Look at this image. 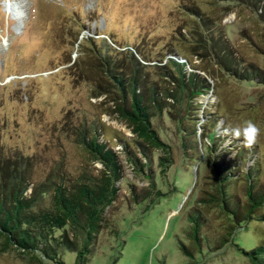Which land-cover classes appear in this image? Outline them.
Wrapping results in <instances>:
<instances>
[{
    "label": "rangeland",
    "instance_id": "obj_1",
    "mask_svg": "<svg viewBox=\"0 0 264 264\" xmlns=\"http://www.w3.org/2000/svg\"><path fill=\"white\" fill-rule=\"evenodd\" d=\"M194 4L213 16L214 27L223 31L246 64L264 73V22L241 1L0 0L3 152L30 156L36 184L54 171L72 176L85 169L96 171L101 163L88 157L76 135V127L83 121L98 126L100 138L117 152L122 165L119 196L107 214L109 225L99 233L87 264H251L235 244L215 252L204 244L203 252L195 250L194 257L182 251L181 241L191 244L185 229L203 187L205 163H184L177 123L164 112L154 118L155 126L171 144L175 163L162 169L158 158L164 152L152 148L150 159L146 157L135 142L137 136L114 112L113 102L104 95L94 97L95 86L78 75L79 67L88 65L90 59L88 49L75 42L78 32L80 38L89 35L98 43L107 38L118 50L138 44L148 56L144 61L151 64L149 75L161 84L169 83L155 66L171 58L185 62L190 70L195 65L212 86L198 98L200 113L207 108L221 116L219 132L224 123L255 122L261 129L255 144L264 159V83L226 77L206 57L189 54L187 58L170 52L181 46L179 30L195 25L185 7ZM205 66L211 73L201 70ZM230 143L227 138L222 145ZM237 144L244 143L239 138ZM136 157L149 162L153 177L147 166L143 170L137 167ZM252 162L250 159L245 167ZM145 191L149 196L134 201V192L140 196ZM157 191L162 194L157 196ZM257 227L264 232L263 225ZM237 234L234 241L246 247L257 242L258 234L252 230L241 228ZM61 258L65 264H74L76 254L65 249ZM0 264L33 263L17 250L3 251L0 243Z\"/></svg>",
    "mask_w": 264,
    "mask_h": 264
},
{
    "label": "trees",
    "instance_id": "obj_2",
    "mask_svg": "<svg viewBox=\"0 0 264 264\" xmlns=\"http://www.w3.org/2000/svg\"><path fill=\"white\" fill-rule=\"evenodd\" d=\"M221 1H241L264 22V0H214V3ZM194 5L185 7L195 25L179 30L181 46L170 52L187 58L189 54L200 59L206 57L226 77L264 83V73L253 64H246L237 54L223 31L214 27L213 16ZM79 36L78 32L75 42L79 48L88 49L90 59L88 65L79 67L78 75L95 86L94 97L104 95L113 102L114 112L137 136L135 142L146 157L150 159L153 148L164 152L158 158L162 169L175 163L171 144L161 138L155 126L154 118L166 112L177 123L184 163H205L203 187L189 211L185 229L191 244L181 241L182 251L194 257L195 250L203 252L204 244L209 252L235 244L251 264H264V232L257 227L264 226V159L258 155L256 144H237L239 138L224 131L229 127L227 123L222 124L219 132L216 128L221 116L207 108L200 113L198 98L212 87L208 78L195 65L190 70L185 62L171 58L166 64L155 66L169 83L161 84L149 75L147 68L151 64L145 62L148 56L138 44L118 50L107 38L98 43L92 36ZM201 70L211 73L206 66ZM76 128L88 157L101 163L96 171L85 169L77 176L54 171L36 184L31 176L32 158L24 154L8 155L0 146L3 251L17 250L33 264L47 261L65 264L61 252L68 249L76 254L74 264H87L99 233L109 225L107 214L119 196L122 165L117 152L100 138L96 124L82 121ZM227 138L231 139L230 146H223ZM136 158L133 162L137 167L143 170L147 166L153 177L149 162ZM250 159L253 162L246 168ZM145 193L139 196L134 192V201L149 196ZM159 194L162 192L157 191ZM241 228L258 234L257 242L246 247L234 241Z\"/></svg>",
    "mask_w": 264,
    "mask_h": 264
},
{
    "label": "clouds",
    "instance_id": "obj_3",
    "mask_svg": "<svg viewBox=\"0 0 264 264\" xmlns=\"http://www.w3.org/2000/svg\"><path fill=\"white\" fill-rule=\"evenodd\" d=\"M224 131L233 137L242 139L246 146H251L257 142L261 129L252 120H244L236 125H229Z\"/></svg>",
    "mask_w": 264,
    "mask_h": 264
}]
</instances>
